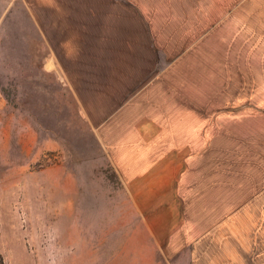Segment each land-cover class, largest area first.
<instances>
[{
	"label": "rangeland",
	"instance_id": "1",
	"mask_svg": "<svg viewBox=\"0 0 264 264\" xmlns=\"http://www.w3.org/2000/svg\"><path fill=\"white\" fill-rule=\"evenodd\" d=\"M57 2L71 7L0 0L5 264H264V85H249L220 52L237 0L112 6L114 16L122 8L137 17L145 35L170 34V50L184 51L210 25L192 69L184 53L177 62L160 53L147 71L169 84L149 95L161 110L151 125L123 134L128 147H114L99 126L104 88L88 62L106 58L112 78L106 29L87 17L76 35L73 22L48 19Z\"/></svg>",
	"mask_w": 264,
	"mask_h": 264
},
{
	"label": "crops",
	"instance_id": "2",
	"mask_svg": "<svg viewBox=\"0 0 264 264\" xmlns=\"http://www.w3.org/2000/svg\"><path fill=\"white\" fill-rule=\"evenodd\" d=\"M61 4V2H57L56 7L49 8L51 15L49 20H56L60 25H62L61 22H73L74 27L77 28L75 34L82 30L78 29L82 26L80 22L87 17L95 26H103L105 27L103 29H106L104 35L111 42L109 47L111 54L108 59L112 66V78H109L104 70L107 62L103 60L106 58H99L100 55L92 54L88 62V65L93 68L91 72L96 78L101 79L100 83L104 88V97L98 101L101 106L98 104L97 106L98 108L102 107L101 114H105V118L100 121L99 126L111 134L110 140L114 147H128L127 142L123 141V134L129 132L130 126L135 127L138 123L151 125V116L155 114L152 111L155 108L159 112L161 110L153 96L149 97V95L156 85L169 84L168 76H158L155 80L156 77H146L147 71L154 65L160 53L167 54L168 59L169 55L174 56L175 62L178 61V56L184 53L186 61L189 62L187 68L192 69L195 60L193 57L194 47L203 41L210 25L207 24L205 29L201 28V30L204 29L203 32L201 31L202 33L193 35L187 41L184 51L182 48L170 50L168 43L173 38L170 34L156 35V30H153L152 34L145 35L146 30H144V26L141 27L137 17L134 15L131 17L122 8L115 16L111 11L112 6L117 5L145 6L146 0H75V2L71 0L69 8L65 6V3ZM79 19L80 22H78ZM229 25L228 28L232 31L230 39L222 41L224 45L220 52L225 54V59L228 54L229 59L227 60L232 65L231 69H237L238 66L243 68L249 85H264V0H237V21L234 20ZM59 34L61 33L59 32ZM43 35L47 37L46 33ZM237 38H240L239 44L241 45L239 55L241 60L238 62ZM226 45L233 46L225 48ZM203 50L201 47L198 52ZM205 52L209 53L208 50L203 53ZM208 53L205 57L202 54L200 59L208 61ZM225 59L223 64H227ZM98 65L104 66V68L99 69ZM138 84L142 86L140 95L132 100L131 97L126 99L125 94L131 89L130 87ZM129 100L131 101L128 102ZM86 115L93 124L92 114L86 111ZM145 129L142 130L145 131Z\"/></svg>",
	"mask_w": 264,
	"mask_h": 264
},
{
	"label": "trees",
	"instance_id": "3",
	"mask_svg": "<svg viewBox=\"0 0 264 264\" xmlns=\"http://www.w3.org/2000/svg\"><path fill=\"white\" fill-rule=\"evenodd\" d=\"M0 264H5L3 254L0 251Z\"/></svg>",
	"mask_w": 264,
	"mask_h": 264
}]
</instances>
